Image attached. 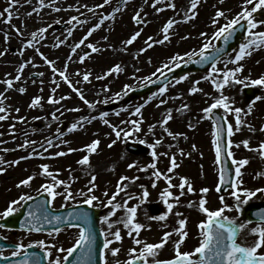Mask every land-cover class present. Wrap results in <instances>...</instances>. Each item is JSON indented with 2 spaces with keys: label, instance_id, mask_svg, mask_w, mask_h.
Returning <instances> with one entry per match:
<instances>
[{
  "label": "rangeland",
  "instance_id": "rangeland-1",
  "mask_svg": "<svg viewBox=\"0 0 264 264\" xmlns=\"http://www.w3.org/2000/svg\"><path fill=\"white\" fill-rule=\"evenodd\" d=\"M130 1L132 2L124 7L120 13L116 14L114 21H106L100 29L94 32L92 39H88L85 42V45H82L74 54L71 53L72 45L79 42L81 35L87 32L89 27L98 22V18L101 14H106V11L109 9L111 12L115 4H110V7L105 5L106 10L104 7L102 9L97 8L96 18L90 19L89 23L83 27L77 26V28L73 30V36L68 37L65 43L61 44L59 47H53V45L56 44L57 37L60 40H65L66 32L65 30L59 32L52 30V25L57 24L55 21L60 20L63 22L69 20L71 16H78L80 13H84V16H82L81 19H84L85 17L91 18L92 13L87 12L86 8L80 7V12L78 13L75 10L76 7L85 4L89 7H93L99 3L102 4L101 2H103V0H57L55 6L61 8V11L55 12L52 8L45 7L39 12V14L33 13L31 16H28L27 13L31 12L32 8L36 6L37 0H31V3H26L25 0H18L17 5L11 9L14 14L11 24H5L2 19L0 20V30L2 29V32L0 33V51H3L4 49L8 50L4 57H0V80L6 78V73L11 74V76L7 78H13L16 75V69L18 68L19 63L28 60L29 58H31L36 65V67L31 65L26 67L23 72L22 81L16 82L14 88L8 90L6 93L8 99L5 101V104L11 106L10 118L6 120H16L14 118L17 116L28 117H26V122L19 123L14 132L9 129L6 132L8 135L4 138H0V141H3V143H0V156L4 155V158L9 161L28 156L31 148L23 149L18 147L26 138L40 142L46 137H53L54 143L59 144L60 147L50 148V153H55L57 151L66 152L69 146L77 149L82 148L93 139H99L101 143L99 144L97 151L90 155V167H87L84 171L81 170V166L77 164V161L84 155L88 154L86 151H75L68 153L65 156L55 158L47 157L49 160L47 164L50 165V171L56 173V171L59 170L57 178L69 181V169H71V175L78 177L75 181H70L72 184V191L74 192L81 189L86 191V185L90 179V176L86 175V171L94 173L97 176L95 183L98 185L95 194L105 203L107 202V198L103 196V193L107 191L109 197H111V195L116 192V186L122 175L129 178L137 177L138 179L135 183H132L131 180H129L123 182L121 186H123L124 183L128 184L125 192L135 193L137 194V197L142 196L143 189L140 187L141 185H144L149 192V196L145 198V203L143 205L139 203L138 198L129 201V206L137 205L138 207L136 222L151 225L150 229L147 227L142 229L138 238L150 243L160 242L165 231H173V229L179 227L178 220L182 217H178L174 213L180 212L183 214V218H187L186 230L189 234L185 244H183L184 247H181V250L190 251L199 245L201 236L198 224L206 219V216L199 211V199L201 197L206 198V207L210 210H217L223 206L220 199L223 196L224 203L229 206L225 211V215L235 219L237 223L248 221L246 213L249 207L264 205V192H257L256 195L249 198L248 203L244 204L242 209L238 211L235 208L236 201L230 195L231 189H228L223 194H219L216 190L218 178L216 171L217 163L215 147L212 143L213 126L208 118L200 119L199 123H196V120L197 118L204 116V113L201 110L209 106L213 102L211 97H218L219 93L214 89L210 81L201 80L198 87L202 88L203 92L190 95L189 89L192 86V83L198 80L194 75H190L188 76V79L182 81L175 87H169L168 92L163 97V99L168 100L167 104L157 107V104H159V100L161 99L157 97L145 105L142 109L144 122L141 125L142 130L138 133L131 131L132 126L130 124H121V121L139 119L138 116H132L131 113L134 111L135 106L144 103L147 98L140 102L135 101L134 104L131 105L132 107H123L127 108L128 111H121L120 108L118 111L113 110L114 112H108L109 116L107 119L111 124L129 131L128 137H124L122 133L120 138L121 141L112 147H109V144L111 140L116 139L115 134L109 126L102 123L99 119V113L101 111L106 112L104 110L105 107H113L115 109L118 106V102H121V104L124 103L122 99L115 98L114 93L121 92L125 84L134 85L138 81H144L143 77L151 76V74L156 71V67L162 66L168 57L174 53H178V49L182 50L181 47L184 45L189 46L186 49V52H189L187 50H192L193 48L197 49L198 41H201L200 39H202L199 37V33L201 31L208 33L210 19L214 16L213 10H225L227 11L226 14L231 18L237 14L236 11L241 7V3L238 4L237 0H225L223 4L219 3V0H201L200 5L198 6L197 18L187 23L174 25V29L170 30V42H165L164 45H154L151 49L139 54L138 58L134 59L138 50L141 47H146L144 42L149 36L154 37V39L162 38V26L169 18H175L177 20L182 19V16L177 13H182L188 7V0H174L177 4V9H175L174 12L166 13L163 16L155 12V9L151 6L152 0H149L148 4H145L144 0ZM45 2L47 4L48 0H45ZM166 2L167 0H165V3ZM69 5H72L73 7L68 8ZM211 5L213 8H209L208 10V7H211ZM8 6L9 0H0V11ZM158 6L160 7L161 4ZM141 8L143 9V13H147L146 19L149 22L146 26L141 25L136 27L130 22V18H132L135 12ZM258 12H262L261 17H258V19H264V10H258ZM16 13L19 14V18H15ZM12 25L20 28L21 32L24 34L23 37L16 34V29L13 28ZM47 25H51V27L48 28L45 38L41 40L36 47H38L39 52L43 53L48 59L56 61V67L60 70L64 69L66 62L68 63L66 75L76 87L83 90L86 99L90 102L97 103L96 109H89L87 105L79 99L76 93L73 92L68 83L66 84V82L59 77L58 73L56 74L55 79L56 83L59 84V87L57 88L56 93L53 94L51 89L56 87V84L52 83V70L44 63L41 55L37 53L34 48H26L23 56L18 55V50L22 46L21 40L30 38V33L32 31L40 27H46ZM141 28L143 30L140 37H138L132 45L127 46V49L125 50L122 41L130 38L135 31L140 30ZM209 28L210 31L213 29L210 26ZM256 31H264V25H259ZM5 32H8L10 35V39L7 42L4 38ZM185 35H190V38L187 40L181 39V37ZM104 36H108L107 41L102 39ZM88 43L95 44L100 47L102 51L92 53L90 58H86L85 61L81 63L79 56L84 52L91 53V49L86 47ZM108 45H111L112 47L109 48ZM70 55L71 60L68 59ZM149 58H151V63L148 62ZM242 63L245 67L243 73L240 74L241 79L248 77L249 75L252 79H255L261 74H264V47L254 50L252 55H250L248 59L242 61ZM116 64H120L124 68V71L119 74L114 73L102 80L95 79L96 76L103 75L105 71ZM217 66L223 68L224 64H218ZM228 67L231 68L233 65L229 64ZM137 68L140 69L139 72L135 71ZM78 71L80 75H77ZM87 71L92 72L90 82L83 81V74ZM40 72L44 73L43 77L37 76V79L30 78L32 74ZM41 79L44 81L43 85L40 83ZM33 80L35 83H33ZM77 81L80 83H77ZM22 85L26 86L27 89L24 94L19 93L17 90ZM104 86H107V91L103 90ZM5 87V85L0 83V91H4ZM244 87L245 86L241 84H231L225 87L224 94L230 97V103L233 108L241 107L243 109L242 119L245 121V124L242 125L240 132H236L234 136L231 137L234 144H241V146L239 149L233 147L234 156L232 158H247L249 160V163L242 167L243 184L240 187L255 191L257 188H264V158L260 156L258 150L260 142L264 141V132L260 131L261 127L264 126V87L248 86L258 90V95H260L262 99L260 101L253 100L255 102L253 103L252 101L250 103L252 105V111L247 115L244 113H248L249 104L245 103V97L242 92ZM41 88L43 89L42 92L40 91ZM181 92L183 93L182 98L168 99V97L176 96ZM97 93L99 94L97 95ZM204 93H209L210 95L205 96ZM37 95L43 97L42 107L38 106L36 108H29L28 105L32 98ZM50 95H53L54 98L69 96L70 99L63 100L58 105H52L48 102V97ZM106 98L109 99L110 102L107 104L102 103ZM114 101L117 103H114ZM111 102L114 104L110 105ZM184 103L189 105V110L186 112L176 111ZM121 104L118 107H121ZM16 107L20 108L19 113L15 112ZM74 107L79 108L80 111H65L66 108ZM55 108H60L61 112L57 113L59 119L53 121L51 113ZM167 109H172V115L174 118L168 122L166 127L173 133L180 132L186 134L188 137L187 140L183 137L174 140L164 132L162 127H160L159 122L164 118ZM219 111L223 113L222 109ZM117 112H120V115H116L115 113ZM59 113L62 114L58 115ZM81 116H96L97 119L90 124H85L83 129L68 133V128L71 123L75 122V120ZM34 117H46V119H33ZM227 119L228 122L233 123V125L235 124L234 114L228 113ZM33 120L34 122H32ZM4 121H0V129L4 127L2 124ZM189 121L196 123L194 129L188 128L187 124ZM151 124L157 125L153 133L148 132V127ZM47 125H50V127ZM248 125L254 127L256 131H250ZM57 128H60L64 132L65 135L62 139L70 141V145L61 144L59 139H55ZM32 129H36V131L33 132ZM26 132L28 133L27 137L25 136ZM161 137H163L161 145H156L155 148L149 147V145H154L155 140ZM244 139H248L250 142V148L256 150L250 151L245 149L241 143ZM140 140L145 141L143 144L148 147L149 151L146 150L138 154H129L123 149L124 144L128 141L136 142ZM170 144L174 146L169 148ZM193 145L196 146L195 149H193ZM5 148L10 151L4 152L3 149ZM180 149H183L184 155L180 154ZM153 151H156L158 154L163 152L168 153L167 156L158 155L155 160L157 168L162 172V175L159 178L152 175V172L155 171L154 169L147 168V170H144L146 166L153 162ZM173 155H175L179 167L175 168L172 173H168L167 169L171 167V157ZM130 163L134 164V167L131 169L127 167ZM29 164H31V167L27 166L29 169H25V172L22 171L26 165L21 163L16 166H5L6 171L3 172V178L0 180V209L7 207L8 202L17 198L21 193H28L32 196L36 195V189L45 182V177L37 175V177L31 182L30 187H21L18 189L15 187V183H18L19 179H24L33 172L39 173L40 169L37 165L34 163ZM33 166L35 167L33 168ZM17 171L20 172L19 176H17L18 173H15ZM165 176L172 177L171 183L174 186L170 191H172L174 195L168 199L170 203H173L174 208L173 213L169 214L166 221H156L154 219H149L148 217L160 215L163 214L164 211H167V207L160 196L163 189L167 187L168 182L165 180ZM180 177L188 178L193 184L194 191L192 193H187L186 185L184 189L185 195L180 196L179 202L177 203L175 197L178 196L181 191L179 188ZM153 181H155L156 187L152 186ZM204 187L210 189L206 194L201 193L200 191V189ZM125 198V193L121 192L117 196V202L122 203ZM81 199L82 197H77L76 202H65L62 197H58L54 201L52 207H66L79 203ZM241 199H243L242 194ZM189 201L194 202L193 207L187 206ZM110 207L111 206H109L108 209L102 208L104 214L110 210ZM124 215L125 212L122 208L117 210L116 215L112 217V219L119 220ZM165 224L167 225L166 227L164 226ZM256 226V223H247L246 227L242 229L239 234L238 242L247 244L253 243L258 236L250 234V229ZM115 227L121 228L123 240L114 242L111 247H118L122 250L117 257H112L111 253H108L107 259L109 264H114L116 259H119L123 264V262L129 258L127 250L132 247H136L137 250H139L140 246H136L133 243L135 233H133V237H129L127 235L128 230L124 229L122 224L115 225L113 231H115ZM100 228L107 230V225L100 224ZM18 234L19 233H3L0 231V235L7 238V241L16 244L23 243L24 245H28L31 242L40 239L45 240L46 243L49 244L53 242L52 237H49L48 233L40 234L39 236H21ZM77 235V229L62 231V233L56 238L58 246L63 245L64 248L71 247L75 242ZM178 237V233H174L171 236L166 246L159 251L158 259L166 260L174 258V242ZM259 252L264 253V247H262Z\"/></svg>",
  "mask_w": 264,
  "mask_h": 264
},
{
  "label": "snow or ice",
  "instance_id": "snow-or-ice-1",
  "mask_svg": "<svg viewBox=\"0 0 264 264\" xmlns=\"http://www.w3.org/2000/svg\"><path fill=\"white\" fill-rule=\"evenodd\" d=\"M26 3H31V0H25ZM225 0H219V3L223 4ZM18 0H9V6L0 11V19L3 20L5 24H11L12 19L14 18L13 11L11 10L15 5H17ZM57 0H48L46 4L45 0H37L36 6L32 8V11L27 13L28 16H31L33 13L39 14V12L45 8L50 7L53 11L59 12L62 9L56 7ZM111 0H103L102 4L94 5L93 7H89L88 5H80L76 7V11L80 12V7L86 8L87 12L92 13V17H85L84 19L79 18L74 15L69 18L66 23V37L65 40H60L57 37L56 44L53 47H59L61 44L65 43L68 37L73 36V30L77 28V26L83 27L89 23V20L92 18H96V9H102L105 5H109ZM129 0H120V5H127ZM145 4L149 3V0H144ZM201 0H188V7L182 12H178V15L182 16V19L177 20L175 18H169L166 23L162 26L163 36L161 39H154V37L149 36L145 40L146 47H141L135 58H138L139 54L146 52L148 49H151L154 45H164L165 42H170L171 32L170 30L174 29V25H178L179 23H187L193 19H196L198 16V6L200 5ZM164 4L165 8L169 9H177V4L174 0H152L151 6L155 9L156 13H160L164 10V8L159 7L158 5ZM251 6V7H249ZM72 5H69L68 8H72ZM67 10V9H64ZM258 10H264V0H243L242 10L237 13L235 16L229 18L226 14L225 10L217 9L215 11L214 16L210 19V27L215 28V31L211 34V40H209V34L205 31H201L199 33V37L205 40V43L199 48L198 51L193 49L192 51L186 52L183 56L180 53H176L172 55L168 62L162 64L161 67L156 68V71L151 74V76L143 77V80L147 84H156L159 81L160 76H165V84L163 87H160L157 92L151 93L147 97L144 103L135 106L134 111L131 113L132 116H138L139 119H131L128 121H121V124H130L132 126L131 131L138 133L140 132L141 125L144 122V118L142 115V109L146 104L151 102L153 99L159 97V104L164 105L168 103V100L163 99L165 94L168 92L169 87H175L180 84L182 81L188 79L186 76H180L179 78H175L174 82L167 81V77L165 75V70L171 72L172 66L178 67L180 63L188 64V63H198L205 64L211 62L210 70L206 75H203L200 80L194 81L192 86L189 89V94H196L203 92V89L198 87L201 80L210 81L213 85L214 89L219 93L218 97H211L213 102L203 108L201 111L204 113L203 117H199L196 120V123H199L200 119L211 118L213 129L212 143L215 147V156L216 163L220 164L222 160V154H226L228 158H230V164H225L224 167L220 169L219 173V181L220 184L229 183V187L231 189L230 195L235 199V208L240 211L244 204L248 203V199L254 197L257 192H264V188H257L255 191L248 190L247 188H241L240 186L243 184V173L242 167L249 163L247 158L234 159L233 147L235 149H239L241 144H234V141L231 137L234 136L236 132L241 131L242 125L245 124V121L242 119L243 109L241 107H232L230 103V97L224 94V89L226 86L231 84H241L245 87L248 86H260L264 87V74H261L258 78L252 79L249 75L248 77L240 78V74L243 73L245 65L242 63L247 57L252 55L254 50H257L261 47H264V31H256L259 25H264V19H258L257 13ZM122 11L121 6H117L111 10V12L107 14H101L98 18V22L88 28L86 35L79 40V42L74 43L71 47V53H76L78 49L81 48L82 45H85V42L89 37L93 35V33L100 29L102 25L105 24L106 21H114L116 18V14ZM143 9L136 11L133 15L132 19L137 25H147L149 22L146 17L147 13H143ZM6 14V15H5ZM80 16H84V13H80ZM15 18H19V14L16 13ZM220 18H223L226 22L224 24H220ZM55 23L59 24L62 21L57 20ZM13 28L16 29V34L20 37H23V32H21L20 28L12 25ZM51 25H47L46 27H40L30 33V38L21 40V48L18 50V55L23 56L24 50L26 48L32 47L35 49L37 53H39L44 60V63L48 65L53 73L52 83L56 84V87L51 89L53 94L56 93L59 84L56 83L55 76L58 73L59 77L63 79L64 82L68 83L69 87L72 88L73 92L79 97L81 101L89 109H96L97 103L90 102L85 98V94L83 90L79 87H76L69 77L66 75L68 69V63L66 62L64 65V69L60 70L56 67V61L48 59V57L44 56L43 53L39 52V48L36 47L37 44L41 40L45 38V34L50 28ZM238 29H245L246 35L243 37L242 42L239 43L238 49H233L234 56L232 53L226 52V49L223 47H217L212 41L214 40H223L227 45L230 40L233 39L234 36L237 35ZM142 28L140 30L135 31L130 38L122 41V45L124 49H127V46L133 44L134 41L140 37ZM5 41L7 42L10 39V35L8 32L4 33ZM190 38V35L182 36L181 39L187 40ZM103 40L107 41L108 36H104ZM88 49H91V53L84 52L79 56V60L81 63L85 61L86 58H90L92 53H98L102 51V49L96 46L93 43H88L86 45ZM111 48V45H108ZM208 49L212 50V55H206V51ZM7 49L0 51V57H4L7 53ZM227 59H224V57ZM186 57V58H185ZM193 57H198L195 61ZM71 60V55L68 58ZM149 63H151V58H149ZM223 62L224 67L219 68L217 65ZM231 64L233 67L229 68L228 65ZM29 65L36 67L33 63L32 59L22 61L19 63L18 68L16 69V75L13 78L10 77L11 74L6 73L5 79L0 80V83L5 85L4 91H0V121H4L10 118L11 106L6 105L5 101L8 99L6 93L8 90L14 88V85L18 81H22L23 72ZM124 71V68L120 64H116L113 67L109 68L107 71L103 73V75H98L95 77L97 80H102L105 77H108L112 74H119ZM139 72L140 69L137 68L135 70ZM159 73V76H157ZM35 75L43 77L44 73H36ZM77 75H80L79 71ZM92 75L91 71H87L83 74V81L90 82V76ZM152 77H156V79H152ZM33 83L35 81L33 80ZM41 85H43L44 81L41 79ZM77 83H80L77 81ZM146 84H141L140 87H145ZM125 91L123 92V96H127L129 91H132L133 86L125 84ZM19 93L24 94L26 92V86H20L18 89ZM104 91H107V86H104ZM42 92L43 89L41 88ZM99 93H97L98 95ZM205 96H209V93H204ZM183 97V93H178L176 96L168 97V99H180ZM115 98L121 99L122 95L120 92L115 93ZM43 97L37 95L32 98L29 108H36L38 106L42 107ZM70 99L69 96H60L59 98H54L53 95L48 97V102L52 105H58L61 101ZM262 97L260 95L255 96V101H260ZM253 101V103L255 102ZM109 99H105L102 103H109ZM223 110V113L214 112V110ZM189 110V105L184 103L180 106L176 111L178 112H186ZM65 111H80L79 108H66ZM121 111H128L127 108H122ZM252 111V105L248 106V113H244L245 115L250 114ZM15 112L19 113L20 108L16 107ZM61 112L60 108H55V110L51 113V118L53 121L59 119L57 113ZM232 113L235 116V124L228 122L227 114ZM62 114V113H61ZM116 115H120V112L115 113ZM109 116L108 112L101 111L99 113V119L102 121L104 125L109 126L112 129V132L115 134L116 139L111 140L109 147H112L117 143V140L121 138V134L123 133L124 137L129 136V131L120 128L117 125H113L107 119ZM174 117L172 115V109H167L164 118L159 122L160 127L163 128L164 132L168 134V136L172 137L174 140L179 137H183L185 140L188 139L187 135L184 133H173L171 132L166 125L170 120ZM14 119L18 120L21 123L26 122V117L17 116ZM33 119H46L41 117H34ZM97 119L96 116H81L75 122L71 123L68 128V133H72L78 129H83L85 124H90L92 121ZM196 123L189 121L187 126L189 129H194L196 127ZM50 127V125H47ZM157 127L156 124H151L148 127V132L153 133L154 129ZM250 131L255 132L256 129L251 125H248ZM10 131H15V125L10 126ZM33 132L36 129H32ZM260 131L264 132V126L261 127ZM2 135V134H0ZM28 133H25L27 137ZM64 132L60 129H56L55 139H59L61 144L70 145V141L66 139H62L64 136ZM222 135L226 136V142L222 139ZM163 137L155 140L154 145H149V147L155 148L156 145H161ZM3 143V141H0ZM99 139H93L90 143L84 145L82 148H72L68 147L67 151H57L55 153H50L49 149L52 147H60L59 144L54 143L53 137H46L43 141L37 142L29 139H25L22 144L18 147L23 149L31 148V151L28 153L26 157H20L16 160H6L3 156H0V173L6 171L5 166H16L23 159H29L33 157L45 158L46 154L48 158H55L65 156L68 153L75 151H86L88 154L84 155L77 161V164L81 166V170L84 171L87 167H90V155L95 153L100 144ZM139 143H145L144 140H140ZM242 145L245 149L250 151L256 150L250 148V142L248 139H244ZM174 145H169V148H172ZM193 149L196 148L195 145L192 146ZM259 154L262 158H264V141L259 144ZM4 152L10 151L9 149H3ZM180 154L184 155L183 149H180ZM158 155L167 156V152L157 153L156 151L152 152V160L144 170L147 168L154 169L152 175L156 178H159L162 175V172L157 168V163L155 162ZM129 169L134 167V164L130 163L127 166ZM179 167L176 162V157L173 155L171 157V167L167 169L168 173H172L175 168ZM40 171L39 173L33 172L31 175H28L26 178L21 179L16 187L17 188H27L30 187L31 182L37 177V175L45 177V182L42 183L39 188L36 189V196L40 197L42 194H47L48 199H41L38 203L29 207L28 212L25 215V219L21 222V227L27 229L29 232H41L45 230V225H50L51 227L47 230L48 236L52 237V243H46L45 240L40 239L37 241H33L28 245H24L23 243H17L15 245L14 250L12 251V256H23L22 260H18L16 264H41V257L37 252L29 253L27 248L38 247L43 251V258L47 260V264H65L74 254L78 252L76 258L71 261V264H93L95 260L96 253L98 251V260L95 261V264H109L107 259L108 253H111L112 257H117L121 252V248L111 247L114 242H119L123 240V236L121 233L120 227H115V231L113 228L117 224H122L124 229H127V235L129 237H133V233H135V237H133V243L136 246H140L139 250L136 247L129 248L127 250L128 259L123 262V264H264V253H260L259 250L264 247V210H261L258 214V220L256 221V227L250 229V234L257 235L258 238L251 244L240 243L238 242V237L242 229L246 227L247 223L251 221H245L242 223H237V221L233 218L225 215L226 209L229 207L226 203H224V197L222 196L221 202L223 204L217 210H210L206 207L207 200L205 197H201L199 199V211L206 216V219L199 222L198 228L200 230V242L199 245L190 251H182L181 247L186 242L188 237V231L186 230L187 218H183V214L180 212H175L174 214L178 217H182L178 220V228L173 229V231H165L163 233L162 239L158 243H150L145 242L142 239L138 238L140 236L141 230L151 228V225H145L137 221V205L129 206V201L134 198L139 199V203L143 205L145 203V198L149 196V192L144 185L140 187L143 189L142 196L137 197V194L131 192H125V189L128 187V184L122 183L125 181L131 180L132 183H135L138 179L137 177L129 178L127 176L122 175L119 178V182L116 186V192H114L111 197L107 191L103 193V196L107 198V202L105 203L101 200L96 194V190L98 185L95 183L97 180V176L94 173L87 172L86 175L90 176L88 180V184L86 185L87 190L83 189L78 191H72V184L70 181H75L78 177L71 175L69 181L58 179L59 170L54 173L50 171V165L45 163L39 165ZM234 169V176L236 179H232L230 182L225 180V174L230 170ZM114 170V169H111ZM50 178V181H49ZM165 180L168 182L167 187L163 189L160 196L163 200L164 204L167 207V211H164L163 214L149 216V219H154L156 221H166L167 217L170 213H173L174 205L169 202V197H173V192L170 189L174 186L171 181V176H165ZM220 184L217 185L216 190L220 191ZM187 185V193H192L194 191L193 184L186 177H180V193L175 197L177 203L179 202V197L185 195V186ZM153 187H156L155 181L152 184ZM62 189V190H61ZM201 193H208L210 191L209 188L204 187L200 189ZM124 192L126 198L123 202H117V196ZM241 194L243 195V199H241ZM62 197L65 202H76L77 197H82L79 203L83 205H87L88 209H78L73 208L72 211L67 212L65 215H55L51 212V207L54 201L58 198ZM34 197L28 193H21L17 198L10 200L8 202L6 209L0 213V218H8L13 216L15 213H18L21 207L25 206V202L32 201ZM95 202V203H94ZM110 210L107 211L106 214L100 215L98 217L99 223L102 225H107V230L101 228L99 233L96 231V222L97 215L95 212L90 211L89 209L95 207H101ZM188 207H193L194 202L189 201ZM124 209L125 215L122 216L119 220H113L112 217L116 215L117 210ZM37 209L38 212L33 210ZM63 225V228L60 227ZM167 226L166 224L164 225ZM3 227V225H0ZM77 229L78 235L75 238V242L71 247L64 248L63 245L58 246L56 238L65 230ZM174 233H178L179 237L174 242V258L161 260L158 259L159 251L166 246L169 242L171 236ZM98 237H103V240H99ZM111 237V238H110ZM63 254V255H61ZM151 258V259H149ZM7 259V257H4ZM114 264H122L119 259L114 261Z\"/></svg>",
  "mask_w": 264,
  "mask_h": 264
},
{
  "label": "water",
  "instance_id": "water-1",
  "mask_svg": "<svg viewBox=\"0 0 264 264\" xmlns=\"http://www.w3.org/2000/svg\"><path fill=\"white\" fill-rule=\"evenodd\" d=\"M222 139H224V136L223 135H222ZM226 163L227 164H230L229 161L227 160L226 154H222V160H221V163L219 164V169H221L222 167H224ZM232 176H233V173H232V170H230L228 173L225 174V180L227 182H230L232 180ZM228 187H229V183L220 184V192H223ZM41 199H44L45 200V198L43 196H40V197H37L36 199H34L33 202L29 203L28 205L32 206V205L38 203V201L41 200ZM75 208H78V209H88L87 206H77ZM72 210H73V208L72 209H67V210H60V211H56V212L55 211H51V212L53 214H55V215H65L67 212H70ZM89 210L95 212L96 215H97L96 231H97V233H99V230H98V217L101 215L102 212L99 211V210H95V209H89ZM38 211L39 210H37V212ZM10 218L12 219V222H15L14 223V227H17V224L16 223H18L19 219L15 218L14 216H11ZM254 220H258V218L254 219ZM60 226H63V225H60ZM44 227H45V229H49L51 226L50 225H45ZM98 239L101 240V241L103 240L102 237H98ZM77 254H78V252L76 254H74L72 257H70L69 260L67 262H65V264H71V261L76 258V255ZM20 260H22V259H20ZM96 260H98V251L96 253L95 260H94L93 264H95V261ZM8 264H11V263H8ZM41 264H45V260L44 259L42 260Z\"/></svg>",
  "mask_w": 264,
  "mask_h": 264
}]
</instances>
